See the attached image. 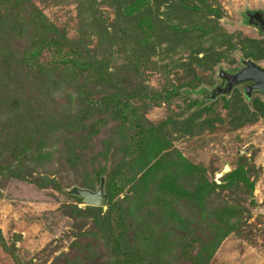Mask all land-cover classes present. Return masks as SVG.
<instances>
[{"label": "rangeland", "instance_id": "374dc122", "mask_svg": "<svg viewBox=\"0 0 264 264\" xmlns=\"http://www.w3.org/2000/svg\"><path fill=\"white\" fill-rule=\"evenodd\" d=\"M132 1H0V33L10 34L18 55L47 40L55 43L40 62L57 47L78 57L89 50L100 60L112 55L108 83L74 80L58 68L42 76L16 62L9 76L0 75V264H131L133 246L149 264H264V94L252 91L247 103L239 86L198 103L220 83V70L264 63V38L243 19L244 12L264 11V0H141L138 9L153 19L144 25L153 41L145 58L100 55L113 25L120 36L129 34L115 5L126 9ZM171 4L188 11L182 23L164 15ZM212 5L219 17L206 11ZM93 8L107 28L101 36ZM214 22L222 38L215 42L205 33ZM165 31L176 33L171 52ZM209 47L214 53L205 52ZM138 87L144 98H130L125 118L115 105H99L120 88L125 98ZM252 113L258 116L242 122ZM20 114L38 138L19 155L7 126ZM97 175L105 188L109 180L118 187L111 222L132 248L128 254L123 245L117 252L100 222L108 219L107 200L95 209L77 195L78 188L96 190ZM224 207L235 214L221 223L215 210Z\"/></svg>", "mask_w": 264, "mask_h": 264}, {"label": "trees", "instance_id": "16d2710c", "mask_svg": "<svg viewBox=\"0 0 264 264\" xmlns=\"http://www.w3.org/2000/svg\"><path fill=\"white\" fill-rule=\"evenodd\" d=\"M13 1L18 4V3H20V1L22 2L23 0H13ZM186 1H190V0H186ZM139 3H141V0H133L131 2V4L126 9H124V6L120 2L115 5L116 10L120 11V16H126L127 17L126 23L128 22L127 23V31H129V34L120 36L119 33L116 32L118 27L116 28L115 25H113L112 31L106 32V34L109 37V38H107V37L106 38L110 41V43L108 44V46H104V47H101V45L99 46V54L100 55H105V54H107L108 51L112 50L116 54H120V53L123 54V56L125 58H129L130 60L136 59L137 61H139V60L145 58V56L147 55L145 45H148V44L151 45L153 43V41L151 43V41H148L146 39L147 36L145 35L146 33H145V26L144 25H147L148 27L151 26L153 19L149 18V15H148L150 13L149 11L144 12V10L142 11L141 9H138L141 6ZM212 6L207 8L206 11L209 14L216 15L219 17L220 16L219 10L214 8V7H216V5L213 7ZM179 10H181V9L176 8L175 4H171L170 7L166 8L164 15L167 17V19H168V17H171L173 13L175 14V16L178 15L177 21L180 24V23H182V21H183L182 19L186 16L188 11L186 9H182V11H179ZM183 10H186V11H183ZM123 11L124 12L127 11L126 12L127 15H123L122 14ZM96 12L97 11L95 10V8H93L92 18H91L92 24H93L92 26H93L94 32L97 33L99 36H101L102 32L104 33V31L107 30V28H105L101 24L100 18L97 17L95 14ZM243 19L247 25L250 24L248 22L247 12H244ZM121 21H122V19H121ZM115 24L118 25V23H115ZM214 24H216V26H214L213 24L211 26L208 25L207 28L205 29V33L210 34L209 35L210 39L215 42V41H218V39L220 38V35H219L220 31L217 29L218 28L217 23L214 22ZM250 26L253 27L254 25L250 24ZM201 27L202 26L197 25V30H199ZM120 28H122V25L120 26ZM256 34H257V31H256ZM155 35H156L155 33H154V35H152V39L156 38ZM165 36H166V39H164V40H166L165 41L166 44H169V47H167V51L171 52L174 50L172 47V43H171L174 41H171V40L174 36H176V33L173 34L170 31L169 32L167 31V34H166V31H165ZM258 37L264 38L263 36H260V35H258ZM220 39H222V38H220ZM145 41L148 43H144ZM53 43H55V41L50 42L47 40L45 42L39 41V43H36L35 45L34 44L26 45L25 48L23 49V51L20 53V55H18L17 51L12 46L10 34L8 37H3L2 34L0 33V75L9 76V74L11 72L10 71L11 63L16 62L15 65L19 66V68L17 67L18 69L26 68L25 72H27L29 70L31 73L34 72V74L39 72L42 76L49 75L50 72L54 68H58L67 77L72 78L74 80H76L77 78H80V77H87L89 79H94V80L102 81L105 83L110 82V80H111L110 74L111 73L108 71V63L111 60L112 55H107L108 57H103L100 60L99 58L92 56L94 50H89L90 51L89 56L83 57V56L79 55V57H78L77 53H74V52L72 53V51H70V52L68 51L66 53H63L61 50H59L60 48L57 47V50L50 48V49L56 51L55 53L53 52L54 55H53L52 59H50L49 61L45 59L44 61L40 62L39 57H40L43 49H45V48L48 49L50 46H52ZM153 48H154V45L152 46V51H153ZM248 48H250V47H248ZM251 49L252 50L254 49L253 45H251ZM127 52H128V55H127ZM205 52H209L211 54V53H214V50L209 47L208 51H205ZM138 63L139 62H136L137 65H138ZM2 64H7V65L2 66ZM62 64H66V65H64V67H63ZM128 64L133 65V63L131 61ZM220 71H223V70H220ZM18 72H20V70H18ZM27 75H28V73H26V76ZM217 76L219 77V74H217ZM141 87H143V86H140V88ZM236 87H239V85L234 86L228 94L220 93V94L216 95L215 97H211V92L214 89V88H212V90H210V92H204L203 93L202 100L199 101L198 103H204V102H208V101L210 102V101H213L220 96L227 97L228 95H230L232 93V91ZM123 91L124 90H122V88H120V93L113 95L114 97L109 96V97H105V98L101 99V102L99 103V105L104 106L107 110H109L111 108V106L115 105L116 107L115 106H113V107L115 108L117 113L121 114L125 118V116L127 114H129V112H127V111H128V107L130 106V102H129L130 98L132 99L134 96H138L139 98H144V97H140V94H142V93L139 91V87L136 89V92H139V93H135V92H134V94L126 93L127 96L125 98H121L120 94H123ZM252 91H257V92L263 93L259 90H252ZM243 98L245 99V101L247 103H249L251 101L252 97H251V94L249 96H247L243 92ZM245 106H247V105H245ZM253 107H257V104L255 103V101L253 102ZM259 113L262 114V111L260 110V108H259L258 114ZM39 116L44 117V112L41 111L39 113ZM257 116L258 115H256V113L255 114L252 113L249 117H247V115H245L242 122H247V121L253 120L251 118L257 117ZM24 120L27 121L26 116L23 114H20V115L16 116L15 120L12 121L9 126H7V128H8L7 132L13 136V139H12V142L14 143L13 146L18 149L19 153H17V154H19V155L22 152L33 150L35 148L34 143L37 141V138H38V135L36 133L37 129L35 127H33V130H31V131H29V127H27V129H25V127L23 126ZM80 120L83 121L84 117L83 116L80 117ZM77 121H78V119H75V122H77ZM14 130H16V131H14ZM14 157L17 158L18 155H16V153H15L14 155H12V159H14ZM97 177H98V181L100 183L102 178L99 175H97ZM110 182L114 183V181L109 180L107 183V188H105L106 184L104 181V190H107V191H105V194L107 195V204H109V209L105 214V215H107L108 219L105 220L104 219L105 217H104L102 220H100V222L103 223V226L104 227L106 226V228L108 229V231L111 235V240L113 241V245L117 249V252L120 253V248L123 245L124 248H127V250L123 249L126 251L125 254H128L129 248H131V247L126 242V239L120 238V235L116 234L114 232L116 228L113 229V227H112V223L114 224V222H111V214L112 213L115 214V210H116L115 204L112 202V200L118 191V187H116L114 184L111 186ZM92 208L97 209L98 207L92 206ZM215 214H216V217L218 218V220L221 223H224L226 221L227 216H232L235 213H234V210L231 209L230 207H224L222 210H215ZM116 224H118V223H116ZM119 225L120 224H118V226ZM132 248L131 249L135 252V254L130 253V255L135 256L136 258L130 259L131 264H149L147 259H142V257L139 258V255L135 251L134 246Z\"/></svg>", "mask_w": 264, "mask_h": 264}, {"label": "water", "instance_id": "95a60500", "mask_svg": "<svg viewBox=\"0 0 264 264\" xmlns=\"http://www.w3.org/2000/svg\"><path fill=\"white\" fill-rule=\"evenodd\" d=\"M247 15L248 22L255 26L260 36L264 37V11H249ZM242 63L244 65L243 68L239 69L234 74L225 71H220L218 73L222 81L212 90L211 97H215L220 93L228 94L234 86L246 82H251V84L244 88L245 95L249 96L252 90H259L264 93V69L250 60H244ZM77 195L81 197L87 205L91 206H103L107 200V195L104 193L103 180H101L99 186L94 191L86 188H78Z\"/></svg>", "mask_w": 264, "mask_h": 264}, {"label": "flooded vegetation", "instance_id": "af4514ba", "mask_svg": "<svg viewBox=\"0 0 264 264\" xmlns=\"http://www.w3.org/2000/svg\"><path fill=\"white\" fill-rule=\"evenodd\" d=\"M254 28H255V26H253ZM256 31H257V34L258 35H260L259 34V31L257 30V29H255ZM243 62V61H242ZM254 62V61H253ZM255 63V62H254ZM255 64H257L260 68H263L264 69V63H255ZM243 63L241 64V66L239 67V68H237L232 74H234V73H236L239 69H241V68H243ZM222 80L220 79V82H221ZM220 84V83H219ZM218 84V85H219ZM249 84H251V82H246V83H243V84H240L239 86H242V90H243V92H244V88L247 86V85H249ZM237 86V85H236ZM252 92V91H251ZM251 92H250V94H251ZM249 94V95H250Z\"/></svg>", "mask_w": 264, "mask_h": 264}]
</instances>
